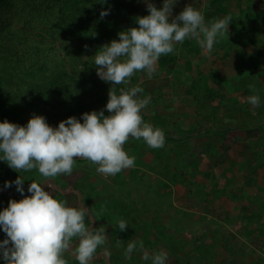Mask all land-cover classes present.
Returning a JSON list of instances; mask_svg holds the SVG:
<instances>
[{
    "label": "rangeland",
    "instance_id": "rangeland-1",
    "mask_svg": "<svg viewBox=\"0 0 264 264\" xmlns=\"http://www.w3.org/2000/svg\"><path fill=\"white\" fill-rule=\"evenodd\" d=\"M132 1L116 0L113 6L100 7L110 8L109 16L112 17L111 11L116 12L119 4L127 11L125 4ZM153 2L157 7H162V0ZM189 3L199 8L204 16L206 12H215V5H211L210 0H178L173 15H177ZM136 4L144 11L148 10L144 0H136ZM224 4L228 12H222V17L231 15L239 24L245 22L249 25L240 37L232 38L224 47L219 42L222 36L219 37L211 52L202 49L196 40L188 39L197 51L190 52V44L180 43L177 50L172 52L178 54L179 61L172 62L167 69L161 67L158 61L151 78L144 71L136 72L134 76L137 80L126 85V88L138 85L144 90L142 95L151 96V104L143 115L154 126L174 132L204 124L199 127L198 137L184 141L187 150L194 145L208 150L207 153L203 151L200 172L195 178V195L188 190L187 172L183 167L179 166L178 177L173 180L150 168L163 166L168 156H172V159L176 157L178 141L171 139H165V155L159 158L142 139H129L124 145L129 155L135 157V167H144V173L133 172L135 167H132L112 176H104L96 171V166L90 161L78 157L70 176L51 178L58 198L66 199L71 204L83 201L91 213L86 222L93 219L94 227L101 224L106 226L108 247L117 256L115 261L118 264H150V261H143L138 252L133 253L132 259H125L123 248L132 239L142 240L149 252L161 248L166 250L169 253L168 264H264V210L261 208L264 203V166L251 173L257 157L261 154L264 156V125L257 123L241 129L233 128L225 136L205 131L212 124L232 127L247 120L249 123L250 119L251 122L252 119L259 122L257 107L253 105L254 118L239 115L240 102L243 100L247 103V97L251 95L248 92L227 85L220 92L222 96L216 98L218 86L212 73L227 78H238L239 74H245L247 84L253 83L255 91L264 98V65L255 75H248L246 71L239 73L237 64L240 59L236 50L242 39L254 37L258 41L248 43L246 49L258 53L264 62V0H226ZM138 14V11L132 12L131 17L124 20L123 26H135ZM233 31L234 28L229 26L230 34ZM55 71L27 79L20 76L19 83L16 78L10 77L11 84L15 86L17 83L21 88L10 90L8 98L15 104H22V107L23 103H30L25 105L28 111L21 113L13 108L9 115H0V119L26 124L31 115L42 114L49 124L57 126L60 120L70 115L81 117L79 92L82 88L84 91L91 90L96 96H109L111 83L101 80L97 73L93 72L94 78L89 77L85 82L68 69V75L64 77L67 89L64 90L61 81L51 83ZM244 76L241 82H244ZM195 78H200V81L195 83ZM60 87L64 93V104L52 110L47 107L48 98L39 91L41 88L47 89L52 95ZM209 87L211 90H208ZM209 91L211 95L214 93L213 98H210ZM231 98L235 100L233 104ZM86 103L89 100L83 104ZM105 105L100 101L97 111L103 109L107 115ZM92 108L88 106L87 111ZM175 135L171 134L173 138ZM207 144L211 145L210 148ZM178 160L182 161V158L178 156ZM169 165L171 171L177 167L173 160ZM140 167L137 168L140 170ZM222 173L224 176L220 175ZM222 186L225 191L221 189ZM251 212L254 218L244 217L251 215ZM119 219L127 221L129 226L126 231L116 227ZM118 240L121 247L117 246ZM174 245L178 247L176 252L173 251ZM98 253L92 264H99L97 260L100 258L105 259L99 249Z\"/></svg>",
    "mask_w": 264,
    "mask_h": 264
},
{
    "label": "clouds",
    "instance_id": "clouds-1",
    "mask_svg": "<svg viewBox=\"0 0 264 264\" xmlns=\"http://www.w3.org/2000/svg\"><path fill=\"white\" fill-rule=\"evenodd\" d=\"M107 3V0H98ZM147 15H137L136 25L118 32V38L104 43L94 56L98 77L111 82L109 99L103 109L85 111L80 118L70 115L57 126L49 124L42 114H33L26 124L0 120V161L17 171L13 181L5 180L3 189L15 185L22 198H10L0 210V230L6 235L0 240V260L3 264H68L70 253L78 264H92L102 249L106 264L112 252L108 247L106 226H93L89 208L83 201L75 204L58 198L51 178L70 176L76 158L90 161L96 171L112 176L135 167V157L129 155L124 145L130 138L143 140L148 147L157 149L165 145V132L144 119L143 112L151 104L150 95L140 86L127 85L136 72L144 71L149 78L155 73L162 55L175 50L186 39L196 40L202 49L211 52L218 37L229 33L231 17L206 20L203 12L187 4L177 15L173 8L178 0H162L157 7L153 0H144ZM110 14L103 8L100 17ZM253 94L247 102L259 107L261 97L250 85ZM37 170L49 178L41 183L35 179L27 186L21 171ZM47 185V187H45ZM2 190V189H0ZM128 223L119 219L116 227L126 231ZM117 246L121 247L118 240ZM134 252L150 264H168L169 253L164 249H145L142 240L132 239L123 248L125 259Z\"/></svg>",
    "mask_w": 264,
    "mask_h": 264
},
{
    "label": "trees",
    "instance_id": "trees-1",
    "mask_svg": "<svg viewBox=\"0 0 264 264\" xmlns=\"http://www.w3.org/2000/svg\"><path fill=\"white\" fill-rule=\"evenodd\" d=\"M226 0H210L211 5H215V12H206L205 19L212 20L217 17H222L220 15L222 12H228V7L224 4ZM116 0H107V3L101 4L98 0H0V115H9L11 109H17L19 112L23 113L28 106L26 104H15L8 98L10 90L20 89L21 87L11 84L10 77L16 78V81L19 83L20 76L25 77H37L39 74H48V71L57 70L52 74L51 83L58 84L62 82L63 89L66 88V81L64 77L68 75V69L71 70L77 76H80L83 81H88L89 77H92V73L96 72V66L94 64V54L97 49L102 46L104 43L109 42L115 37L118 38V32L120 30L126 29L123 26L124 20L130 18L132 12H139L138 15H147L148 10L141 8L136 4V0L128 2L126 5L127 11L122 9L121 4L118 5V10L111 11L112 17L109 15L106 17H100V11L102 7L100 5L113 6ZM231 17V22L229 26L234 28L232 34L225 33L220 39L219 42L221 46H226L229 42L232 41V38L240 37V35L247 29V24H239L233 16ZM262 31L264 32V25L262 26ZM219 38V37H218ZM258 41L254 37H249L246 40L242 39L237 50V57L240 59L237 64L239 73L246 71L248 75H255L258 73V69L264 65V62L260 55L255 52H250L246 49L248 43H254ZM218 42V43H219ZM188 39L184 41V44L188 45L189 51H197V48L194 44H191ZM238 43V42H237ZM180 44L175 46V50L179 47ZM223 46V47H224ZM88 57V58H83ZM180 58L178 54L169 53L167 55H162L159 58V65L163 68H166L172 62L179 61ZM263 62V63H262ZM189 65V63H188ZM245 74H239L238 78H227L225 75L212 73L213 79L218 86L216 92L218 96L221 95V90L224 89L227 85L233 89H240L247 94H253V89L250 88V84L245 80ZM244 76V82H241V78ZM94 78V77H92ZM15 80V79H14ZM137 78L133 75L131 77V82L134 83ZM82 81V87L84 83ZM195 83L200 81V78L196 80ZM108 83V82H107ZM111 83V82H109ZM254 85V84H253ZM112 83L110 85V88ZM255 86V85H254ZM62 87L56 88L55 93L52 95L49 94L48 90L42 89L39 93L48 99L47 107L49 106L52 110L64 104V93ZM117 91L121 87L126 85H115ZM208 90H211L209 87ZM256 90V89H255ZM69 91H67V95ZM26 95V94H25ZM59 96L57 99L56 96ZM214 93L211 95L209 91L210 98H213ZM243 97V96H240ZM95 98V99H94ZM109 96H96L91 90H82L79 92V100L82 101L80 105L81 113L87 111V107H93L91 110H97V104L99 102L107 103ZM86 100H89V103L83 104ZM216 101V100H215ZM234 98H231V103H234ZM216 103H219L216 101ZM26 105V106H25ZM250 103L245 101L240 102L239 115H244L245 118H254L253 109ZM25 108V109H24ZM234 109V108H233ZM90 110V111H91ZM235 110V109H234ZM238 110V109H237ZM108 111H106L107 113ZM237 115V114H235ZM241 118V116H238ZM257 118L259 122H254L255 119H251L248 123H241L240 125L236 124L232 127L229 125H215L212 124L208 126L205 131H214L217 134L226 135L230 133L229 131L233 128H244L250 125L263 124L264 125V98H261V104L257 107ZM1 120V119H0ZM203 123H200L198 126H192L188 129H180L176 132L175 137L171 136L172 132L164 131L166 139H171L178 141L176 157H167L163 166L155 165L150 166L154 168L155 173L165 174L170 176V180L178 177L179 166L183 167L186 170V184L190 194L195 195L197 192L194 190L193 186L195 185V178L198 172H200V162L203 159V151L208 152V150L200 148L199 146L194 145L190 150H187L185 145V139H191L194 136L198 135L199 127L203 126ZM180 132L182 134H180ZM183 132H185L183 134ZM180 134L178 137L177 135ZM262 136H264L262 134ZM135 140L134 138H130ZM208 145V144H207ZM211 145H208L210 148ZM152 151L155 153V157H163L165 153L163 150L165 148H157ZM178 156L182 158V161L178 160ZM257 163L253 165L254 169L264 166V156L261 154L257 157ZM175 161L176 168L174 171L169 169V164L171 161ZM182 162L183 164H181ZM136 166L133 169V172L141 171L144 173L145 168H139ZM160 169V170H158ZM185 172V173H186ZM223 175L224 174H220ZM248 182V180H246ZM225 191L224 186L222 188ZM240 196V195H239ZM261 208L263 206L261 205ZM244 217L254 218L255 215H244ZM250 233V231L248 230ZM177 246H173V251L176 252ZM100 252H103L102 249H99ZM117 256L112 253L110 261L107 264H118L115 261ZM65 258L69 261L68 264H78V261L70 254L66 253ZM99 264H106L104 258L97 260Z\"/></svg>",
    "mask_w": 264,
    "mask_h": 264
},
{
    "label": "crops",
    "instance_id": "crops-1",
    "mask_svg": "<svg viewBox=\"0 0 264 264\" xmlns=\"http://www.w3.org/2000/svg\"><path fill=\"white\" fill-rule=\"evenodd\" d=\"M171 132L174 135L176 133L173 131H171ZM198 135H199V133H198ZM198 135H197V137H198ZM177 136L179 137L180 135L178 134ZM20 174L22 176H24L25 178H27L24 181L25 194H29L27 192V186L29 183H31L32 179H35L41 183H43L49 179V178L43 177L37 170H31L30 172L21 171ZM18 175H19V173L15 170L11 169L5 161H0V189H2V190H0V210H2L4 207H6L8 205V201L10 198H15V199L22 198V194L16 190L15 185H13L10 188L3 189V184H4L5 180L13 181L16 179V177ZM51 182L54 183V180L51 179ZM45 187H47V185H45ZM262 206H263L262 209L264 210V203H262ZM251 214H252V212H251ZM5 235L6 234L2 230H0V240L4 239ZM0 264H3V260H0Z\"/></svg>",
    "mask_w": 264,
    "mask_h": 264
},
{
    "label": "built area",
    "instance_id": "built-area-1",
    "mask_svg": "<svg viewBox=\"0 0 264 264\" xmlns=\"http://www.w3.org/2000/svg\"><path fill=\"white\" fill-rule=\"evenodd\" d=\"M16 123H19V124H24V123H22V122H16Z\"/></svg>",
    "mask_w": 264,
    "mask_h": 264
}]
</instances>
